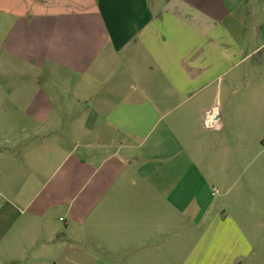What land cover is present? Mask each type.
Returning <instances> with one entry per match:
<instances>
[{
    "label": "crops",
    "instance_id": "obj_1",
    "mask_svg": "<svg viewBox=\"0 0 264 264\" xmlns=\"http://www.w3.org/2000/svg\"><path fill=\"white\" fill-rule=\"evenodd\" d=\"M1 136L71 186L55 263L264 264V0H0Z\"/></svg>",
    "mask_w": 264,
    "mask_h": 264
},
{
    "label": "rangeland",
    "instance_id": "obj_2",
    "mask_svg": "<svg viewBox=\"0 0 264 264\" xmlns=\"http://www.w3.org/2000/svg\"><path fill=\"white\" fill-rule=\"evenodd\" d=\"M259 71L261 69H256L254 76ZM30 74L27 73V79ZM13 87L18 89L20 85L17 83ZM93 118L84 113L80 115L85 121ZM72 120L76 117H64L65 125L60 132H49L42 139L63 138L71 149L72 141L89 138L88 133L70 130L68 124ZM36 140L38 138L27 132V145ZM6 147L1 136L0 149ZM58 166L55 159L46 160V163L38 160L27 164L21 159L11 165L0 164V264H59L55 263L57 251H42L43 244L51 249L66 237V209L71 205L72 192L68 181L60 178ZM31 236L37 238L34 244L30 243ZM52 237L54 240L47 242Z\"/></svg>",
    "mask_w": 264,
    "mask_h": 264
},
{
    "label": "built area",
    "instance_id": "obj_3",
    "mask_svg": "<svg viewBox=\"0 0 264 264\" xmlns=\"http://www.w3.org/2000/svg\"><path fill=\"white\" fill-rule=\"evenodd\" d=\"M202 122L205 128H217L219 126L216 115L212 112V110H206L204 112Z\"/></svg>",
    "mask_w": 264,
    "mask_h": 264
}]
</instances>
